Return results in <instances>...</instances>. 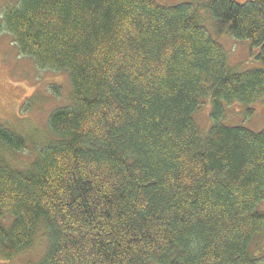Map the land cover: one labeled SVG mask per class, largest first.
<instances>
[{"label": "trees", "instance_id": "trees-1", "mask_svg": "<svg viewBox=\"0 0 264 264\" xmlns=\"http://www.w3.org/2000/svg\"><path fill=\"white\" fill-rule=\"evenodd\" d=\"M17 1L2 25L69 75L72 104L28 165L31 137L0 122L1 254L44 228L38 264H264V129L223 123L226 107L264 100V0ZM223 34L262 63L235 70Z\"/></svg>", "mask_w": 264, "mask_h": 264}, {"label": "rangeland", "instance_id": "rangeland-1", "mask_svg": "<svg viewBox=\"0 0 264 264\" xmlns=\"http://www.w3.org/2000/svg\"><path fill=\"white\" fill-rule=\"evenodd\" d=\"M157 1L165 5H175L188 0ZM234 1L244 3L249 0ZM17 4V0H0V122L12 131L31 137L28 149L18 155V160L28 165L34 159L35 147L38 148L43 140L52 137L48 125L51 113L57 108L72 104V89L67 73L41 69L33 58L22 55L14 44L13 35L2 25V16L4 11ZM210 24L211 19L208 20V25ZM211 31L214 33L213 28ZM216 37L228 52L230 65L235 70L247 71L262 63L256 59L259 49H253L249 41H237L225 34ZM52 85L61 86V91L54 93L51 90ZM248 108L253 109L251 114L242 104L226 107L223 123L234 126L245 124L251 130H263L264 100ZM212 110V102L209 100L196 113V121L204 132L209 129ZM262 208L264 209V203ZM48 245L47 233L42 228L35 243L28 250L10 259L0 252V264H38ZM259 245L264 248V235L259 239Z\"/></svg>", "mask_w": 264, "mask_h": 264}]
</instances>
